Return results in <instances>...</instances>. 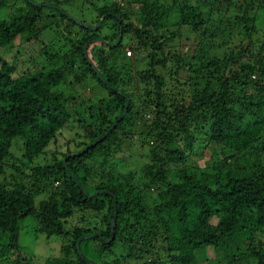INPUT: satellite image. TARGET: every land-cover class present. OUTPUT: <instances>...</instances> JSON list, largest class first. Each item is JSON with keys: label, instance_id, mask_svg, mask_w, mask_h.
Wrapping results in <instances>:
<instances>
[{"label": "trees", "instance_id": "1", "mask_svg": "<svg viewBox=\"0 0 264 264\" xmlns=\"http://www.w3.org/2000/svg\"><path fill=\"white\" fill-rule=\"evenodd\" d=\"M137 1L134 27L123 0H0L13 10L0 17V264H200L209 249L223 264H264V30L253 16L264 0ZM77 2L94 16L73 30L59 4ZM57 17L67 20L60 31ZM52 25L68 47L43 43V62L27 55L17 70L11 49L22 56L20 46ZM188 28L200 37L192 47L179 33ZM173 44L186 48L168 53ZM125 48L143 54L144 66L124 79ZM89 83L99 92L81 95ZM66 132L72 149L35 165ZM133 141L147 146L139 188L116 159ZM16 142L23 161L10 151ZM203 145L216 163L188 173L187 157ZM28 216L60 239L57 256H23L17 222Z\"/></svg>", "mask_w": 264, "mask_h": 264}, {"label": "rangeland", "instance_id": "2", "mask_svg": "<svg viewBox=\"0 0 264 264\" xmlns=\"http://www.w3.org/2000/svg\"><path fill=\"white\" fill-rule=\"evenodd\" d=\"M38 2L40 1H45V0H37ZM116 1V0H115ZM120 1V0H117ZM124 3H127L129 5V7H131L132 11H133V17L132 21L134 23V27L137 26L138 22H136V18L139 16L138 14V7H139V2L137 0H123ZM92 4L96 7H100V6H104L105 4L114 2V0H91ZM164 2L166 4H170V0H164ZM201 4L203 6L208 5V1L207 0H202ZM74 7H69L68 5L59 4V7L64 9L65 12L67 13V17L69 19H71L72 21H75V26L72 28L73 30H76L77 27V23H81L80 20H83L85 23V26H89V23L91 22V19L94 16V12H90V10H92V6L90 5H85L82 2H77L75 3V5H71ZM58 8V9H60ZM13 10H9L7 11L6 9L0 10V17H2L4 14L5 15H10V13ZM254 11V10H253ZM252 11V12H253ZM230 13H227L226 15L229 16ZM56 15V14H54ZM253 16H255V26L260 27L262 30H264V11H260V10H255L253 13ZM101 22V19L99 20ZM99 21L97 22L98 24H93L91 27H89L90 30H93L94 28H97L99 26ZM67 20L65 18H62V20L60 18H56V24L57 26L59 25V31L64 28L65 24H66ZM107 24L111 23V20H107L106 21ZM174 17L172 16L171 19L165 24L166 25V29L167 31H174L176 29V26H174ZM54 25V24H53ZM51 26L50 29L44 31L41 34V39L36 40L33 38L29 37V40L21 45L20 47L26 52L25 54H23L21 56V54H18L16 52L15 48L11 49V53L13 54H17V60H16V65L15 67L17 68V70L19 71H23L27 68L24 67V60L28 57L27 55H31V56H35L36 60L38 63H42L43 62V57L39 56L43 53V49H47L44 48L43 43H48L50 45H52L53 49H55L56 51L60 50L59 46H63V47H68V43L65 41V39L60 36L59 34L57 35L56 32H58L57 28L55 26ZM96 25V26H95ZM168 25V26H167ZM80 26V25H79ZM103 30L105 31L106 29L103 28ZM260 31V30H259ZM257 32L258 36H263V34H261L260 32ZM155 32H151V34H153ZM179 33L182 35V38L184 37V39L186 37H193L192 41L190 40L188 43L190 44V47H192L200 38L199 34H193L189 31L188 29H184V30H179ZM110 34V33H109ZM156 35V34H154ZM111 37V34L109 35ZM118 36V35H117ZM132 38L136 39V36H132ZM242 38V37H241ZM117 39V37H116ZM127 38L124 37L122 39V43H120V46L118 47V51H119V56L122 55V51L124 46H127ZM131 39V42L133 43L135 40ZM246 41V40H245ZM252 42V47L251 49H255L256 46H254L253 42L258 44L257 40L255 38L250 40ZM17 40L14 41L15 44H17ZM98 43V42H97ZM183 43V42H182ZM89 47H87V49H89ZM173 48L177 49L178 51H183L186 47H182L181 45L178 46L177 44H173V46L167 50L168 53L172 52ZM66 51V48L64 49ZM126 51H128L130 54L126 55ZM125 57H129L126 64H124V66H126V68L123 70L124 73H121L120 76L121 78H126L128 75H134V71L135 70H139L143 68V57L141 54H133L132 51L130 49L125 48ZM221 53V52H219ZM10 53L5 55V58L8 62H10ZM26 55V56H25ZM39 56V57H38ZM86 56L89 57L91 56V53H88V51H86ZM19 57V58H18ZM93 60V59H92ZM91 61V60H90ZM26 65V64H25ZM131 86H133L134 82L131 81ZM61 91H65L64 89H61ZM67 91V89H66ZM64 92V96H68L70 93L76 95V90H70L68 89V93ZM82 92H77L80 93L81 95L84 96H88L91 95L93 96V92L98 91L99 89L95 88V86L93 87V83H89L87 85V87L82 88L81 90ZM99 96V94L97 95ZM135 102L137 101L136 99V95L134 94V99ZM137 103V102H136ZM250 121V120H248ZM252 121V120H251ZM137 130V127L135 129V131ZM79 133V131H78ZM66 135V136H65ZM64 135V139L57 137L56 139V143L55 144H50L48 146V148L46 149V152L41 154L40 156L36 157L33 161L34 164H42L43 162H49L50 160V155L51 153L55 152V151H61V152H66L69 149H72L71 146L68 149L67 147H65L66 144V140L71 136V134H69L68 132H66V134ZM122 144V149L120 150L121 153H118L116 155V159L118 162H120L121 167L119 168V172L121 173H125L130 171L135 172V177H133L132 182L133 184L139 188L142 184V164L145 161V159H143V154L146 153L147 150V146L146 144H143L142 146H139V143H137L136 141H133L132 145L126 144V143H121ZM119 146V144H118ZM212 146L210 145H203L202 148H200V150L196 151L195 155H190V157H187V161L185 164L186 170L188 173L191 174H195L198 175L199 172L203 169L208 168L207 163H209V161H211V163L215 164L216 163V158L214 157H210V152H211ZM217 152V149H214ZM11 153L17 157L20 158V155L22 153V150L20 148V144L19 142L13 143L12 147H11ZM70 151V150H69ZM195 152V151H194ZM129 158V159H128ZM217 158H220V155L217 154ZM21 159V158H20ZM259 163L264 165V151L260 153L259 155ZM21 161H23V159H21ZM129 162V165H125L126 162ZM240 160L237 159L236 162H239ZM234 163V161H231ZM17 165L18 163L15 162ZM129 169V170H128ZM141 169V170H140ZM6 175L10 174V171H5ZM38 192H40L38 190ZM43 199V195L38 196L35 199V204L39 201ZM69 224H75L76 223V215L74 214L72 216V218L69 220ZM17 236H18V244L20 247V251L23 253V256L26 257H34L37 260H43L45 258H50V257H54L58 255V248L60 245V239L54 236L51 237H46L45 235H43L42 233H40L38 231V226L37 223L35 222L34 218L28 216L26 218H23L21 220H19L17 222ZM261 241H264V236L261 237L260 239ZM3 242V238H0V243ZM222 252H218V253H214L211 249L208 250V252H206V255H203L202 257H199V261L200 264H213L215 261L218 260L217 264H223L224 261H221V254ZM240 253V251H238V254ZM243 264H249V262H245L242 261Z\"/></svg>", "mask_w": 264, "mask_h": 264}, {"label": "water", "instance_id": "3", "mask_svg": "<svg viewBox=\"0 0 264 264\" xmlns=\"http://www.w3.org/2000/svg\"><path fill=\"white\" fill-rule=\"evenodd\" d=\"M98 24V23H97ZM96 24V25H97ZM95 25V26H96ZM118 40H119V33H118V36H117V39H116V41L113 43V44H111L110 46H115L117 43H118ZM104 44H107V42H105V41H102ZM127 104H128V102H127V100L125 101V103H124V110H123V113H122V115L124 114V111H125V109H126V107H127ZM76 246H77V244H76Z\"/></svg>", "mask_w": 264, "mask_h": 264}, {"label": "built area", "instance_id": "4", "mask_svg": "<svg viewBox=\"0 0 264 264\" xmlns=\"http://www.w3.org/2000/svg\"><path fill=\"white\" fill-rule=\"evenodd\" d=\"M130 53L128 51H126V55H129Z\"/></svg>", "mask_w": 264, "mask_h": 264}]
</instances>
